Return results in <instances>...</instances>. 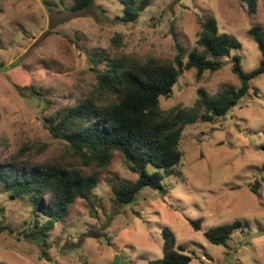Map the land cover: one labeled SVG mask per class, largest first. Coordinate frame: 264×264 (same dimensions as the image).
<instances>
[{"label":"rangeland","instance_id":"obj_1","mask_svg":"<svg viewBox=\"0 0 264 264\" xmlns=\"http://www.w3.org/2000/svg\"><path fill=\"white\" fill-rule=\"evenodd\" d=\"M147 1L137 21L123 23L122 0H95L80 13L72 11L73 0H0V161L25 150L32 164L79 165L46 120L96 90L94 53L172 61L178 43L187 53L196 49L200 20L214 19L240 42L235 54L244 72L258 67L261 54L248 33L264 28V0L254 12L242 0ZM223 61L200 80L196 70H183L172 95L160 99L161 110L195 107L199 89L214 96L239 88L231 59ZM263 131L264 75L226 117L185 128L182 165L166 176V195L145 188L135 203L119 205L113 187L138 176L116 152L109 166L86 170L97 175L94 196L76 201L47 238L32 236L44 221L31 202L0 187V264H112L117 257L119 264H151L163 258L164 228L174 232L190 264H264ZM235 222L242 228L228 248L206 239L209 230Z\"/></svg>","mask_w":264,"mask_h":264},{"label":"trees","instance_id":"obj_2","mask_svg":"<svg viewBox=\"0 0 264 264\" xmlns=\"http://www.w3.org/2000/svg\"><path fill=\"white\" fill-rule=\"evenodd\" d=\"M94 1L73 0L71 9L74 13L87 11ZM242 2L255 11L257 0ZM122 4L124 11L119 19L123 23L137 21L149 5L147 0H122ZM199 24L201 30L196 49L187 53L178 43L177 55L172 61L104 57L98 53L89 55L96 74V90L46 120L51 135L69 146L79 165L61 162L32 164L25 158V150L0 161V187L11 198L28 199L37 217L44 221L41 227L36 224L40 230L32 236L47 238L46 232L68 217L76 201H89L94 196L98 180L95 172L86 170L109 166L116 152L124 157L128 169L138 176L133 184L121 183L113 187L119 205L135 203L145 188L166 195V176L182 165L184 154L180 144L185 128L197 122L215 123L226 117L249 94L251 82L264 75V28L255 26L248 33L260 51L261 61L256 69L246 73L240 57L235 54L241 48L240 42L222 33L214 19H202ZM117 40L114 41L118 43ZM225 59H231L232 71L241 82L239 88H222L214 96L199 89L195 107L161 110L160 99L172 95L183 70H196V77L200 80L205 72L221 70ZM33 94L40 96L36 91ZM262 149L264 151V145ZM259 187L260 182H256L251 191L257 195ZM191 224L195 230L200 229L198 222ZM241 228L242 223L235 222L211 229L205 237L213 245L228 248L233 235ZM162 236L163 258L151 261V264L192 262V257L178 245L171 229L164 228Z\"/></svg>","mask_w":264,"mask_h":264},{"label":"water","instance_id":"obj_3","mask_svg":"<svg viewBox=\"0 0 264 264\" xmlns=\"http://www.w3.org/2000/svg\"><path fill=\"white\" fill-rule=\"evenodd\" d=\"M112 264H119L118 257L116 258V260Z\"/></svg>","mask_w":264,"mask_h":264}]
</instances>
